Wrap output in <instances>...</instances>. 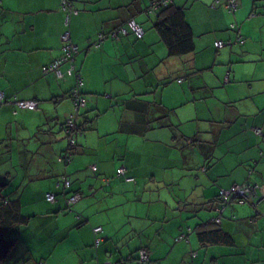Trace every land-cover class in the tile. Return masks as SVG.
Returning <instances> with one entry per match:
<instances>
[{
  "label": "crops",
  "instance_id": "1",
  "mask_svg": "<svg viewBox=\"0 0 264 264\" xmlns=\"http://www.w3.org/2000/svg\"><path fill=\"white\" fill-rule=\"evenodd\" d=\"M71 1L67 26L62 0H0V159L24 162L10 191L30 217L14 256L137 264L144 247L146 264H264V191L256 206L219 198L236 184L264 186V0H238L235 12L225 0H172L194 35L180 55L161 36L164 9L148 11L155 0ZM132 18L142 38L96 44ZM66 29L85 102L74 146L64 131L76 78L42 70L60 57ZM219 40L230 44L217 49ZM212 230L232 241L200 239Z\"/></svg>",
  "mask_w": 264,
  "mask_h": 264
},
{
  "label": "built area",
  "instance_id": "2",
  "mask_svg": "<svg viewBox=\"0 0 264 264\" xmlns=\"http://www.w3.org/2000/svg\"><path fill=\"white\" fill-rule=\"evenodd\" d=\"M172 2V0H155L151 6L148 8L149 12L157 11L161 9L163 6H167ZM239 7V2L237 0H228L227 8L229 11H236ZM66 15H65V23L67 26L70 25V19L72 15L78 13V9L75 7L73 2L71 0H62V7H61ZM130 32H133L138 38H142L144 36L145 30L144 28L134 19H129L126 22V25H120L117 29H114L110 31V33H99V41L96 42L98 45L99 42L107 39V38H118L120 34L127 35ZM62 39L64 41V45L62 47V53L59 58L54 60L53 62L43 66V72L44 73H53L57 78H63L66 75L75 76L76 78V84L72 90V99L74 103V111L70 114L69 119L65 126V132L69 137V144L71 146H74L76 143V138L74 134L78 132V125L77 121L81 113V107L85 104L84 97L81 92V86L83 85V78L78 69L75 66V57L77 53L79 52V47L71 40V33L69 29H66V31L62 34ZM239 41L241 43L244 42L243 38L240 37ZM230 44L228 41L219 40L215 42V46L217 48H223L224 46ZM66 65L67 67L63 69V66ZM3 98V94L0 93V99ZM19 107L23 108H29V109H35L37 108V102L36 101H25V100H19L16 102ZM77 130V131H76ZM255 132L260 133L261 131L255 128ZM263 134V132H262ZM71 147L68 149V151L65 153V155H71ZM125 174V169L121 168L117 171L118 176H123ZM126 181H132L134 178L132 177H126ZM69 181L66 180L67 187L69 185ZM264 187L259 185H252L248 183L243 184H236L233 185L229 189H221L219 192V198L224 203H227L231 200H240V201H251L259 203L262 196ZM47 199L51 202H54L56 200V194L54 193H48L46 195ZM80 198V195H74L71 197L69 202H75ZM103 228L101 226L94 228V233L96 234V245H98L101 242V237L99 234L102 232ZM182 238V236L178 237L177 240ZM150 261L149 253L146 248H140L138 251V261L137 264H146Z\"/></svg>",
  "mask_w": 264,
  "mask_h": 264
},
{
  "label": "trees",
  "instance_id": "3",
  "mask_svg": "<svg viewBox=\"0 0 264 264\" xmlns=\"http://www.w3.org/2000/svg\"><path fill=\"white\" fill-rule=\"evenodd\" d=\"M161 9L164 10L160 13L163 16L159 22V30L167 44L169 53L171 55H180L193 51L195 46L194 35L191 26L185 20L184 11L174 8L173 5L163 6ZM8 183V179L5 180L0 176V263L4 262L6 258L7 261L10 260L12 250L20 236L18 235L20 233V226L30 218L22 214L19 199L11 198L10 195L12 193L3 189V186ZM13 197H16L15 194H13ZM209 233L211 234L209 235ZM199 237L202 241H232L231 237L221 230H212L211 232L202 231L199 232ZM17 260L18 258L15 262Z\"/></svg>",
  "mask_w": 264,
  "mask_h": 264
},
{
  "label": "rangeland",
  "instance_id": "4",
  "mask_svg": "<svg viewBox=\"0 0 264 264\" xmlns=\"http://www.w3.org/2000/svg\"><path fill=\"white\" fill-rule=\"evenodd\" d=\"M81 118H82V116L80 117V119ZM63 131H64V127H63ZM66 136L67 135H65V137ZM66 138L68 139L67 141H69V137H66ZM16 169H18V170H16ZM21 169H22V171H25V167H24V162L23 161H20V160L18 161L16 159L15 162L12 164L11 161H4L3 159H0V176L3 177V179H5V180H7V179L9 180V183L5 186L6 190L7 191L9 190L8 192L11 193L10 189L11 188L15 189V187L18 185V183H20V181H21L20 173H22ZM66 179L67 178L65 176L62 179V181L64 182V185L66 183ZM12 184H14L15 186H13ZM255 185H258V184H255ZM259 186L264 187L263 185H259ZM10 197L14 198L13 194L10 195ZM70 199H71L70 197L67 198V203H69V204H71V202H69ZM57 200H58V198H57V194H56V200L55 201H57ZM233 201L240 202V200H237V199H235ZM24 247H25V244H21V243L17 244L16 248H15V251L14 252L12 251V254L10 256V260L7 261L6 260L7 258H6L5 261L3 263H0V264H37L40 259H34V258L26 257V256H22V258H20L18 256H14L15 254H19L20 253L19 250H21V249L24 250ZM22 253L23 252H21V254ZM17 258H18V260L15 262V260Z\"/></svg>",
  "mask_w": 264,
  "mask_h": 264
},
{
  "label": "bare ground",
  "instance_id": "5",
  "mask_svg": "<svg viewBox=\"0 0 264 264\" xmlns=\"http://www.w3.org/2000/svg\"><path fill=\"white\" fill-rule=\"evenodd\" d=\"M238 1V0H237ZM239 2V1H238ZM172 3V2H171ZM170 3V4H171ZM169 4V5H170ZM227 4H228V0H225V6H226V8H227ZM228 9V8H227ZM229 10V9H228ZM231 12H233V11H231ZM235 12V11H234ZM145 34V33H144ZM128 35V34H127ZM77 125H78V121H77ZM256 129H258V130H260L261 132L260 133H257L258 135H262V129L261 128H258V127H256ZM249 201V200H248ZM250 202V201H249Z\"/></svg>",
  "mask_w": 264,
  "mask_h": 264
},
{
  "label": "water",
  "instance_id": "6",
  "mask_svg": "<svg viewBox=\"0 0 264 264\" xmlns=\"http://www.w3.org/2000/svg\"><path fill=\"white\" fill-rule=\"evenodd\" d=\"M80 114H81V113H80ZM254 205H255V206H256V205H259V203H256V204L254 203Z\"/></svg>",
  "mask_w": 264,
  "mask_h": 264
}]
</instances>
